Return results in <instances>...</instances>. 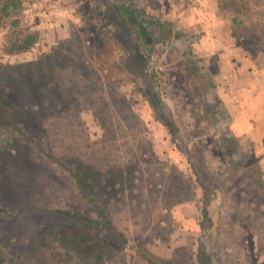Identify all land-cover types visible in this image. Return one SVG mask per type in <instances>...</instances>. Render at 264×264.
Wrapping results in <instances>:
<instances>
[{
    "label": "rangeland",
    "instance_id": "374dc122",
    "mask_svg": "<svg viewBox=\"0 0 264 264\" xmlns=\"http://www.w3.org/2000/svg\"><path fill=\"white\" fill-rule=\"evenodd\" d=\"M262 76L264 0H0V259L264 264Z\"/></svg>",
    "mask_w": 264,
    "mask_h": 264
},
{
    "label": "trees",
    "instance_id": "16d2710c",
    "mask_svg": "<svg viewBox=\"0 0 264 264\" xmlns=\"http://www.w3.org/2000/svg\"><path fill=\"white\" fill-rule=\"evenodd\" d=\"M231 3L232 2L223 4L222 9L230 10L231 6H235V4H231ZM118 10L120 12V16L123 23L129 24L132 27L133 34L137 37L138 41L142 42V46L144 47V50L146 51L149 50L152 43L151 32L155 28H157V24L149 23L145 20H141L139 22L136 16L137 11H131L127 7L121 6L120 8H118ZM234 23H236L235 20ZM27 48L28 45L26 46L25 49ZM84 193L85 196L87 197L88 196L87 192L85 191ZM59 238L62 241L69 240L70 244L74 246V250L76 251L80 261H82L83 263H88V261H95V264H102L103 255H104L103 248H105V245L98 241H95L92 236L87 234H80V233L67 236L65 233H62ZM96 252H98L97 255ZM111 254L112 253L109 252L108 256H111ZM146 257L152 263L160 264V262L158 260H155V258H153L151 255H147ZM0 264H4V261L1 259H0Z\"/></svg>",
    "mask_w": 264,
    "mask_h": 264
},
{
    "label": "crops",
    "instance_id": "0c3cea01",
    "mask_svg": "<svg viewBox=\"0 0 264 264\" xmlns=\"http://www.w3.org/2000/svg\"><path fill=\"white\" fill-rule=\"evenodd\" d=\"M262 78L264 79V77L262 76ZM244 90V89H243ZM252 91H258V89H254V90H252ZM234 94L235 95H237V91L236 90H234ZM260 95H262V96H264V91L262 90V89H260ZM235 97V96H234ZM245 100H243V98L241 97V101L244 103L245 102V104H241V106H240V108L241 107H244L245 109H247V108H251L254 104H253V100H252V98H253V95H251V96H249V94H246V96H245ZM250 98H251V103H248L249 101H250ZM237 104V103H236ZM234 109H236L235 108V106H234ZM258 130L259 132H260V130L261 129H263V132H264V116H263V118H262V123H261V121H260V126H255V130ZM261 133V132H260Z\"/></svg>",
    "mask_w": 264,
    "mask_h": 264
}]
</instances>
